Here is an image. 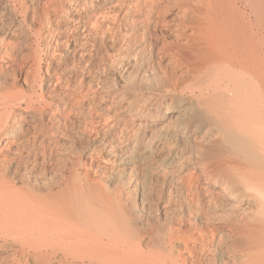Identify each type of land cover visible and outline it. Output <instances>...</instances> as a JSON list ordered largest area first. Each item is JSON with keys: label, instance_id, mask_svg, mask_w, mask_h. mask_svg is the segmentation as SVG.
<instances>
[{"label": "bare ground", "instance_id": "obj_1", "mask_svg": "<svg viewBox=\"0 0 264 264\" xmlns=\"http://www.w3.org/2000/svg\"><path fill=\"white\" fill-rule=\"evenodd\" d=\"M3 16L0 264H264V0ZM98 36L114 60L82 74Z\"/></svg>", "mask_w": 264, "mask_h": 264}, {"label": "rangeland", "instance_id": "obj_2", "mask_svg": "<svg viewBox=\"0 0 264 264\" xmlns=\"http://www.w3.org/2000/svg\"><path fill=\"white\" fill-rule=\"evenodd\" d=\"M36 1V0H35ZM11 4H9V8L7 9L8 11L7 12H10V10H14V11H16L17 10V12H19V10L17 9V7H16V5L14 4V2H10ZM35 3V6H36V3L37 2H34ZM15 7H16V9H15ZM4 17V20H7V23H5L3 26H5V27H3L2 28V25H0V35H1V33L3 32V31H5L6 29L5 28H10V24H8V18H6L7 16H3ZM29 17V18H28ZM24 15L22 14V13H20V19L21 20H24ZM26 19V18H25ZM30 19H31V17H30V15H28L27 16V20H28V23L30 22ZM11 22V21H10ZM31 23V22H30ZM29 23V24H30ZM0 24H1V20H0ZM7 26H9V27H7ZM27 27L25 28V31L24 32H21V33H18V35H12L11 37H12V39H13V41H16L15 43H16V46H17V48H18V50H23V48L25 49V47L28 45V42L29 43H31L32 44V46L34 47H37L38 46V44L37 43H35V42H33V43H35V44H33L32 43V41L30 40L31 39V37H30V34H29V29H27L28 28V25H26ZM8 30V29H7ZM6 30V31H7ZM4 33V32H3ZM2 33V34H3ZM25 33V34H24ZM27 34V35H26ZM24 37H23V36ZM5 35L3 34V35H1V37H4ZM15 36H17L16 38H14ZM7 38H9L10 37V35H7L6 36ZM18 38V39H17ZM26 40H25V39ZM17 39V40H16ZM96 40V42H94L95 40ZM101 38H99V36L98 37H96V38H93V39H91V43L93 44V42L95 43L94 45H89V48L91 49V54H92V56L91 57H93V58H89L90 59V62H91V60H92V64L91 63H89L88 65L85 63V62H82L81 63V65H83V67H81L80 68V73H82V74H85V75H87L89 72H90V70H92L93 72L94 71H96L97 73H98V71L99 72H104V67L108 64V62L107 61H110V60H114V58L113 57H115V54H114V52H113V46H111L110 45V43H108L109 45H107V43H102V42H100L101 40H100ZM19 40H24V42H22V41H19ZM93 40V41H92ZM100 42V43H97L98 41ZM22 42V43H18V45H17V42ZM102 43V44H101ZM20 44V45H19ZM97 44V45H96ZM23 45V46H22ZM45 43H43V42H41V45H39L40 47H39V49H38V55L36 56V59H40V58H46V56H45V52H44V48H45ZM19 46V47H18ZM96 46V47H95ZM104 46V47H103ZM107 46V47H106ZM110 46V47H109ZM21 47V48H20ZM41 47H44V48H41ZM92 47L94 48V49H92ZM20 48V49H19ZM98 48V49H97ZM100 48H102V49H100ZM105 48V49H104ZM111 49V50H110ZM94 50H98L97 52L96 51H94ZM43 51V52H42ZM102 51H103V53H102ZM92 52H94V53H92ZM111 52V53H110ZM20 53V52H19ZM43 53V54H42ZM101 54V55H100ZM107 54V55H106ZM66 57H64V56ZM61 57H63V58H59V67L61 68V69H63L65 66H66V64H68V63H70V62H72L74 59H72L73 57H72V55H69V54H63ZM93 55H95V56H93ZM31 56H32V58H31V60H30V64L32 65L33 64V61H34V56L31 54ZM110 56V57H109ZM72 57V58H71ZM99 57V58H98ZM18 58H20V54H19V57ZM98 59V60H96V59ZM104 58V59H103ZM106 58V59H105ZM65 59H66V61H65ZM68 59H69V61H68ZM95 59V60H94ZM104 60H105V62H104ZM61 61V62H60ZM63 61V62H62ZM78 61V60H77ZM96 62V63H94V62ZM19 62V61H18ZM66 62V63H65ZM101 63L104 65L105 63V65L104 66H102L101 65ZM94 64H96L95 66H93ZM63 65V66H62ZM85 65V66H84ZM44 66H46V63L44 64ZM93 66V67H92ZM101 67V68H100ZM88 68H90L89 70H88ZM99 68V69H98ZM27 69V67H25L24 68V72L25 71H27L26 70ZM85 69V70H84ZM93 69H95V70H93ZM101 69V70H100ZM98 70V71H97ZM97 73H96V75H97ZM55 76L57 75V74H54ZM78 81V80H77Z\"/></svg>", "mask_w": 264, "mask_h": 264}]
</instances>
